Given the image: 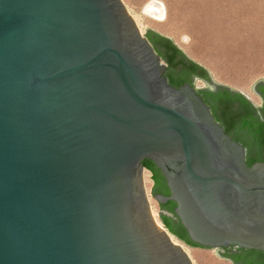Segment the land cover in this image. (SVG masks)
<instances>
[{
	"label": "water",
	"instance_id": "water-1",
	"mask_svg": "<svg viewBox=\"0 0 264 264\" xmlns=\"http://www.w3.org/2000/svg\"><path fill=\"white\" fill-rule=\"evenodd\" d=\"M144 35L121 0H0V264H193L151 213L144 159L192 242L264 255V161Z\"/></svg>",
	"mask_w": 264,
	"mask_h": 264
},
{
	"label": "rangeland",
	"instance_id": "rangeland-1",
	"mask_svg": "<svg viewBox=\"0 0 264 264\" xmlns=\"http://www.w3.org/2000/svg\"><path fill=\"white\" fill-rule=\"evenodd\" d=\"M121 1L142 34L148 27L169 37L187 57L204 66L214 82L242 92L255 105L259 103L251 85L264 79V0ZM149 3L160 7L162 20L146 12ZM193 86L202 88L205 82L194 80ZM144 171L143 178L146 176L149 182L145 188L149 205L165 228L158 216V203L149 192L151 175ZM174 239L187 248L193 264H232L216 255L215 248L190 247Z\"/></svg>",
	"mask_w": 264,
	"mask_h": 264
},
{
	"label": "trees",
	"instance_id": "trees-1",
	"mask_svg": "<svg viewBox=\"0 0 264 264\" xmlns=\"http://www.w3.org/2000/svg\"><path fill=\"white\" fill-rule=\"evenodd\" d=\"M145 37L165 63L164 76L171 86L177 88L187 83L194 88V78L207 84L212 82L207 69L187 57L169 37L154 30H147ZM255 89L263 99L260 115H256L255 109L249 100L225 85H215L213 90L209 87L195 90L197 95L209 107L214 120L223 128L225 133L245 148V163L247 166L256 161H264V83H258ZM141 163L144 169L151 172V179L162 183V187L153 186L151 188L152 195L169 194V192L167 193L168 188L165 179L154 163L149 159H144ZM160 207L162 206L160 205ZM174 207V202H168L164 207L168 215L159 214L163 226L171 235L186 245L202 247L189 239L185 229L173 212ZM221 256L232 259L235 264H259L255 262L257 256L254 250H246L242 256H235L231 252H224ZM260 264L264 263L261 262Z\"/></svg>",
	"mask_w": 264,
	"mask_h": 264
},
{
	"label": "flooded vegetation",
	"instance_id": "flooded-vegetation-1",
	"mask_svg": "<svg viewBox=\"0 0 264 264\" xmlns=\"http://www.w3.org/2000/svg\"><path fill=\"white\" fill-rule=\"evenodd\" d=\"M150 172V171H149ZM150 174H151V172H150ZM152 180V187L154 186V187H156V186H159V187H162V183L161 182H158V181H156L155 179H151ZM167 193H168V190H167ZM168 195V194H167ZM168 202H172V201H167L166 203H164V204H160V203H158V207H159V211H160V213L161 214H163V215H168V213L166 212V210H165V205H167V203ZM160 205L162 206V207H160ZM162 208V209H161ZM222 250H223V253L224 252H231L233 255H235V256H237V255H243L245 252H246V250H250V249H242V248H239V247H237V246H233V245H230V246H227V247H224V248H222ZM254 251H256V256L258 257H256L255 258V262L256 263H261V262H263L264 263V255L260 252V251H258V250H254ZM262 255H261V254ZM226 259H228L232 264H235L234 262H233V260L232 259H229V258H226ZM242 264V263H241Z\"/></svg>",
	"mask_w": 264,
	"mask_h": 264
},
{
	"label": "bare ground",
	"instance_id": "bare-ground-1",
	"mask_svg": "<svg viewBox=\"0 0 264 264\" xmlns=\"http://www.w3.org/2000/svg\"><path fill=\"white\" fill-rule=\"evenodd\" d=\"M146 12L152 17L154 18L155 20H162L163 19V12L162 10L160 9V7H157L156 5L152 4V3H149L147 5V9H146ZM145 172V171H144ZM150 173V172H149ZM150 175V174H149ZM149 177V176H148ZM151 184V182H150ZM143 185H144V188H148L149 186V182H148V178L146 176H144L143 178ZM151 186V185H150ZM148 192V191H147ZM150 192V191H149ZM148 195V194H147ZM148 197V196H147ZM150 197V196H149ZM151 208V213L154 217V219L156 220L155 218V210ZM158 209H156L157 211ZM157 215V214H156ZM158 219V218H157ZM159 220V219H158ZM157 224L162 227V225L156 220ZM169 237L171 238V240L173 241V243L177 244V245H180L183 250L186 252V254L191 258V255L189 254V252L187 251V248L185 249L181 244H179L175 239H174V236H172L171 234H169ZM194 258V257H193ZM193 261V260H192Z\"/></svg>",
	"mask_w": 264,
	"mask_h": 264
},
{
	"label": "crops",
	"instance_id": "crops-1",
	"mask_svg": "<svg viewBox=\"0 0 264 264\" xmlns=\"http://www.w3.org/2000/svg\"><path fill=\"white\" fill-rule=\"evenodd\" d=\"M167 37V36H166ZM194 80H200V79H197V78H194ZM202 81V80H201ZM204 82V81H203ZM223 85V84H222ZM229 87V86H228ZM235 90V89H234ZM237 92L241 93L242 95H244L242 92L236 90ZM255 93V92H254ZM255 95L257 96V98L259 99V103L256 105V106H261V99L260 97L255 93ZM245 96V95H244ZM249 101H251L247 96H245ZM255 105V104H254Z\"/></svg>",
	"mask_w": 264,
	"mask_h": 264
},
{
	"label": "built area",
	"instance_id": "built-area-1",
	"mask_svg": "<svg viewBox=\"0 0 264 264\" xmlns=\"http://www.w3.org/2000/svg\"><path fill=\"white\" fill-rule=\"evenodd\" d=\"M151 175V174H150Z\"/></svg>",
	"mask_w": 264,
	"mask_h": 264
}]
</instances>
